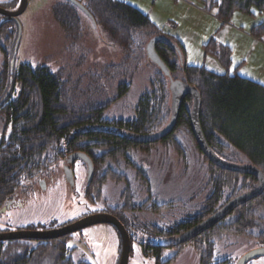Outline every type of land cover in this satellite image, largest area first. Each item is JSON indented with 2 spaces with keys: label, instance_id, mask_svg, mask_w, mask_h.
Segmentation results:
<instances>
[{
  "label": "trees",
  "instance_id": "trees-1",
  "mask_svg": "<svg viewBox=\"0 0 264 264\" xmlns=\"http://www.w3.org/2000/svg\"><path fill=\"white\" fill-rule=\"evenodd\" d=\"M77 1L120 46L122 60L107 64L100 72L89 73L80 83L71 85L70 80H61L58 72L20 64V92L3 115L5 135L0 142V206L22 183L33 180L47 165L60 163V151L64 147H69L70 153L83 152L91 159L94 173L85 196L92 202L102 199L104 186L113 183L123 187L124 207L137 209L140 191L151 195L148 176L138 154L145 155L155 148L172 150L178 161L188 167L189 160L184 155L186 139L197 154L196 160L202 170L198 175L202 181L182 203L180 200L153 201L155 211L167 208L174 211L175 206L184 204L188 208L187 215H210L231 197L256 187L257 180L253 175L221 169L198 149L190 129L189 96L184 98L176 124L166 137L145 144L133 140L136 135L160 130L169 119V77L147 59L144 51L145 43L152 36L168 37L156 29L147 15L124 2ZM202 1L205 11L216 8L215 17L223 23H229L235 12L250 16L255 12L264 13V0ZM15 3L13 0L9 6ZM79 10L68 0H61L52 7L54 20L69 38L80 36ZM248 33L264 42V18ZM168 39L158 40L155 51L170 78L180 79L198 90L199 122L209 147L225 160L243 158V162L252 164L264 174V85L238 74H219L203 65H186L181 44ZM14 43L15 31L11 32V51ZM204 46L206 52L216 56L224 67L230 64L228 46L214 40ZM146 64L152 65L153 70L149 88L137 102L135 116L132 119L106 118V109L124 91L102 99L99 97L102 81L115 83L123 76L128 78ZM84 81L88 82V87L82 85ZM124 87L126 89L128 84ZM238 238H255L264 243V189L188 243L203 264H207L211 255L219 254V246L229 245L230 240ZM71 251L67 237L7 240L0 243V264H71Z\"/></svg>",
  "mask_w": 264,
  "mask_h": 264
},
{
  "label": "rangeland",
  "instance_id": "rangeland-1",
  "mask_svg": "<svg viewBox=\"0 0 264 264\" xmlns=\"http://www.w3.org/2000/svg\"><path fill=\"white\" fill-rule=\"evenodd\" d=\"M129 4L147 15L156 29L182 46V54L186 65H203L210 71L241 77L264 85V42L249 35V29L264 18V13L255 12L252 16L235 12L229 23H223L215 17L216 8L210 12L203 8L202 0H118ZM61 0H28L26 8L18 16L20 34L17 37L15 63H27L32 67H45L49 71L58 72L61 80H70V85L80 83L83 76L100 72L107 64L122 60L123 52L108 32L86 13L79 10L81 33L78 38L67 37L52 16V7ZM223 23V24H222ZM210 40L226 45L230 49V64L224 67L216 56L207 53L205 46ZM153 67L142 65L132 76L118 78L114 83L103 80L100 98L113 96L123 92L106 109L108 119H132L140 96L149 88ZM180 80V79H177ZM128 84L125 89L124 84ZM88 87V82L82 84ZM187 139L184 143V155L189 160L188 167L178 161L172 150H154L147 155L149 161L151 193L159 202L182 200L202 181L198 175L197 154ZM243 158L238 159L242 163ZM78 163V161L76 162ZM144 163V162H143ZM144 164H147L146 162ZM143 164V165H144ZM148 165V164H147ZM202 173V170L200 168ZM197 175V176H196ZM204 176V174H202ZM119 187L108 183L104 187L103 199L118 203ZM66 195V194H65ZM54 212L64 215H52L58 220H65L80 212L87 204L83 195L76 199L66 196ZM138 199H146V194H139ZM58 201V200H57ZM56 201V202H57ZM60 201V200H59ZM26 202L31 205L28 198ZM55 202V203H56ZM40 207V202H34ZM55 205V204H54ZM50 211V208H49ZM188 208L182 204L174 207V211L162 210V223L178 221L181 215H187ZM137 215H157L153 211L136 212ZM29 215H15L16 219H25ZM32 216V215H30ZM16 219L11 223H16ZM162 218L155 216L154 222L160 224ZM6 225L0 223V228ZM95 227V228H94ZM82 240H71L69 246L74 248L73 261H86L90 264H115L118 256L120 236L112 225L99 224L87 228ZM145 231H137L138 238L146 242L167 243L170 237L145 235ZM264 243L255 238H238L229 241V245L219 246L221 257H229L230 264L237 261L249 251L263 247ZM153 257L144 256L136 242L132 243V251L128 264H154ZM170 264H198V256L193 248L187 247L178 258ZM246 264H264V255L250 258Z\"/></svg>",
  "mask_w": 264,
  "mask_h": 264
},
{
  "label": "flooded vegetation",
  "instance_id": "flooded-vegetation-1",
  "mask_svg": "<svg viewBox=\"0 0 264 264\" xmlns=\"http://www.w3.org/2000/svg\"><path fill=\"white\" fill-rule=\"evenodd\" d=\"M12 1L13 0H0V7L4 9H14L17 5L18 0H16L15 4L9 6V3ZM14 31L15 43L11 51V32L14 33ZM19 34L20 26L18 25V23L0 14V142L2 141L3 135H5L2 126V124L4 123L3 115L4 113H6L8 105L18 96L21 88V86L19 85L18 70L22 62L15 63L17 37L19 36ZM109 128L112 129L113 127L111 126ZM69 144L70 141H68V146ZM161 149L162 148H155L145 155L138 154V159H142L141 165L145 170V174H147L148 176L147 178L149 181L150 188L152 186V180L149 176V161L147 160L146 156L152 154L154 150L159 151ZM60 152V157L62 158V161L60 163L47 165L36 175L33 180L22 183L19 188L9 197H7L4 203H2V205L0 206V223L6 226L0 228V233H5L13 230L47 231L70 225L88 216L105 213L115 217L124 226L130 240V251L128 259L132 251L133 242H136L140 245L144 256L153 257L155 261L154 264H170L178 258L179 254L182 253L184 249H186L187 247L193 248V246L188 243L189 240L186 242H178V236L188 231L189 229L195 227L200 222L211 216V214L181 215V218L178 221L171 223L170 221L166 222L165 220V223L163 224L162 221L164 215H162V210H154L153 201H155V199L152 193H150L152 195L151 196L145 192L143 193V191H140V194H146V199H143L142 201L138 200L139 202L135 206L137 209H128L124 207L125 199L123 196V187L117 184V186L115 184L114 185L120 188V190H118V195L116 196L119 201L118 203L114 204L115 200H109L107 197L103 199V196L102 199L94 202L90 201L87 198L85 199L87 201V204H84L83 207H81L80 212L75 214V216H72L65 220H58L54 218V216L52 215H64L57 214L56 212H54V209H57L60 206V203L63 201V199L67 198L66 196H69L68 198H71L72 196L76 199H78L80 195L86 197L85 194L87 193L88 185L92 182L94 173L93 167L92 177L91 180L88 182L86 178L87 166L83 160L77 158L71 164H68L66 162V159L70 154L83 152L76 151L70 153L69 147L62 148ZM77 161L78 163H76ZM143 162H146L148 165L144 164ZM198 165L199 166L197 172L199 174L201 165L199 163ZM103 191L104 188L102 190V195ZM28 198H30L31 200V205L30 203L28 204L26 202ZM38 201L41 204L40 207H34L32 204ZM3 207L4 210L1 211V208ZM132 208H134V206ZM167 209L164 210L167 211ZM137 211H153L157 215H137ZM15 215H29V217L27 216L25 219H16ZM155 216H158V218H162V220L159 221L160 224H156L154 222ZM15 219L16 223H11ZM99 224H106L112 227V224L110 223H96L93 225L85 226L61 237H67L68 243L71 240H82L85 236L83 232L87 228L89 229L92 226ZM177 227L178 229H176ZM137 231H145L146 236H148L149 234L153 235L154 233L155 236H161L165 238L170 237L171 240L167 243H157L153 241L146 242L138 238V236L136 237ZM4 241L7 240H0V243ZM121 247L122 243L120 237L118 256L115 264H119V260L121 257ZM73 253L74 248H72V251L70 252L71 264H90L89 262L79 260L77 262H74L72 258ZM196 255L198 256L197 253ZM219 263L230 264L231 262H229V257H221L219 254H216L213 257L212 255L210 256L207 264ZM198 264H203L200 256H198Z\"/></svg>",
  "mask_w": 264,
  "mask_h": 264
},
{
  "label": "water",
  "instance_id": "water-1",
  "mask_svg": "<svg viewBox=\"0 0 264 264\" xmlns=\"http://www.w3.org/2000/svg\"><path fill=\"white\" fill-rule=\"evenodd\" d=\"M28 0H18L17 5L14 9H4L0 7V14L6 16L7 18L18 23L17 16H19L24 9L26 8ZM75 4L81 11L86 13L93 20L90 13L86 10V8L77 0H68ZM94 21V20H93ZM19 25V23H18ZM158 40H169L166 37H162L159 35L152 36L144 46V51L146 57L149 61H151L154 65H156L161 72L169 77V91H170V115L169 119L160 130L150 133V134H142L136 135L133 140L137 143H153L158 140L164 138L168 133H170L177 121L178 114L182 102L186 96L191 98V106L189 109V122L190 129L194 140L198 146V149L202 152V154L215 166L233 172H239L242 174L253 175L257 180V185L251 190H248L244 193L235 195L231 197L228 201H226L220 208H218L215 212L211 214L208 218L200 222L195 227L189 229L188 231L182 233L178 236V242H186L196 235L200 234L203 230H206L208 227L219 221L222 217L227 215L231 210H233L238 205L260 195L264 189V174L262 171L250 163L247 162H234L230 160H225L218 156L207 144L201 126L199 122V111H200V95L198 90L181 80H174L170 78L169 71L159 58L155 51V43ZM178 58L181 60V54L178 52ZM80 158L83 160L87 166V181L89 182L93 173V165L90 158L84 153H72L66 159V162L71 164L75 159ZM71 178V174H70ZM4 210V207L1 208V211ZM96 223H110L118 230L119 235L121 237V257L119 260V264H127L128 255L130 251V240L129 236L124 228V226L113 216L108 214H97L85 217L80 219L70 225H66L60 228L52 229V230H16L9 231L5 233H0V240H18V239H32V240H50L54 238H58L64 236L70 232L83 228L85 226L93 225ZM264 255V246L258 249L249 251L244 254L236 264H246V262L253 257Z\"/></svg>",
  "mask_w": 264,
  "mask_h": 264
}]
</instances>
